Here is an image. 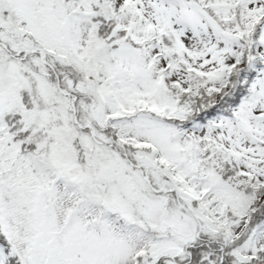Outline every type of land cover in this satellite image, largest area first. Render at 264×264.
<instances>
[{"label": "snow or ice", "instance_id": "snow-or-ice-1", "mask_svg": "<svg viewBox=\"0 0 264 264\" xmlns=\"http://www.w3.org/2000/svg\"><path fill=\"white\" fill-rule=\"evenodd\" d=\"M0 264H264V0H0Z\"/></svg>", "mask_w": 264, "mask_h": 264}]
</instances>
